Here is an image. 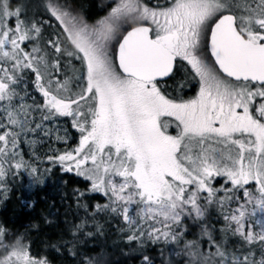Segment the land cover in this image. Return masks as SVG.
Wrapping results in <instances>:
<instances>
[{
  "label": "snow or ice",
  "instance_id": "6c2138e0",
  "mask_svg": "<svg viewBox=\"0 0 264 264\" xmlns=\"http://www.w3.org/2000/svg\"><path fill=\"white\" fill-rule=\"evenodd\" d=\"M56 173L74 219L0 223V264H112L106 225L135 264H264V0H0V197Z\"/></svg>",
  "mask_w": 264,
  "mask_h": 264
},
{
  "label": "trees",
  "instance_id": "16d2710c",
  "mask_svg": "<svg viewBox=\"0 0 264 264\" xmlns=\"http://www.w3.org/2000/svg\"><path fill=\"white\" fill-rule=\"evenodd\" d=\"M77 4H83L89 12L97 13L103 0H75ZM74 135V130L70 129ZM53 147L62 148L63 145L53 144ZM47 148H41V152ZM55 171V170H54ZM60 173H56L52 180L42 188L28 191L25 187L27 180L22 183L16 180L7 200L0 197V223H7L13 230L24 232L29 231L33 240L34 250H44L45 243L49 239H57L63 233L68 223H70L76 212L75 200L73 198V188L77 187L74 177L66 175L60 181ZM108 232L107 237H100L95 242V250L104 249L109 253L112 264H135L131 259L121 255L120 248L114 246L117 236L112 228L105 226ZM49 255L54 259V264H60L54 252L49 251ZM157 261L161 259L159 251L153 252ZM168 251L165 250L166 258Z\"/></svg>",
  "mask_w": 264,
  "mask_h": 264
},
{
  "label": "rangeland",
  "instance_id": "374dc122",
  "mask_svg": "<svg viewBox=\"0 0 264 264\" xmlns=\"http://www.w3.org/2000/svg\"><path fill=\"white\" fill-rule=\"evenodd\" d=\"M75 132V131H74Z\"/></svg>",
  "mask_w": 264,
  "mask_h": 264
}]
</instances>
